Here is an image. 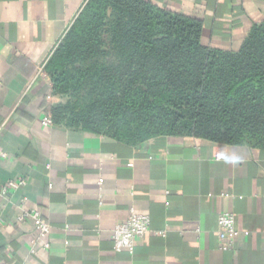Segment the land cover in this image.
Masks as SVG:
<instances>
[{"label":"crops","instance_id":"1","mask_svg":"<svg viewBox=\"0 0 264 264\" xmlns=\"http://www.w3.org/2000/svg\"><path fill=\"white\" fill-rule=\"evenodd\" d=\"M88 0H0V264H264V146L187 135L138 145L43 125L57 98L44 65ZM202 23L207 48L236 50L264 21V0H148ZM101 180V182H99ZM50 224L43 248L24 211ZM130 210L150 228L112 248ZM237 232L222 250L217 216Z\"/></svg>","mask_w":264,"mask_h":264},{"label":"trees","instance_id":"2","mask_svg":"<svg viewBox=\"0 0 264 264\" xmlns=\"http://www.w3.org/2000/svg\"><path fill=\"white\" fill-rule=\"evenodd\" d=\"M148 0H88L44 65L53 124L138 145L187 135L264 146V21L236 50Z\"/></svg>","mask_w":264,"mask_h":264},{"label":"built area","instance_id":"3","mask_svg":"<svg viewBox=\"0 0 264 264\" xmlns=\"http://www.w3.org/2000/svg\"><path fill=\"white\" fill-rule=\"evenodd\" d=\"M42 124H53L49 113L43 116ZM0 155L4 156L3 153H0ZM99 182H101V180H99ZM24 184L25 180L23 178L16 181L10 180L2 187L0 192L4 194L8 189ZM20 219H30L32 221L33 229L37 234V239L42 240L43 248L47 249L49 243L46 241V237L50 232L51 226L41 216L40 212L36 209L24 211L20 216ZM149 228V215L130 210L122 221L117 222L112 227L111 240L113 250L119 252L125 249L129 253H132L137 241L144 236ZM236 234L233 214L225 211L219 213L217 216L216 235L220 242V248L222 250L229 249L232 246Z\"/></svg>","mask_w":264,"mask_h":264}]
</instances>
